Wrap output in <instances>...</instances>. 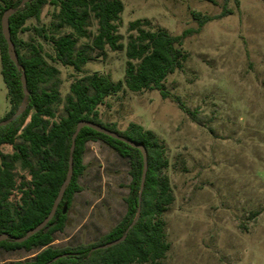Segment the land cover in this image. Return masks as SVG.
Masks as SVG:
<instances>
[{
  "label": "rangeland",
  "instance_id": "1",
  "mask_svg": "<svg viewBox=\"0 0 264 264\" xmlns=\"http://www.w3.org/2000/svg\"><path fill=\"white\" fill-rule=\"evenodd\" d=\"M122 2L119 33L125 46L136 20H149L151 30L186 34L180 46L186 61L163 83L167 97L158 90L124 88L99 107L103 123L116 124L119 131L139 124L166 146L164 173L174 202L164 216L170 250L163 264H264V0ZM224 10L231 13L222 16ZM53 11L44 7L40 21L29 20L21 37L40 42L48 63L60 71L58 120L72 83L93 74L123 81L127 57L125 49L89 50L81 72L53 62L47 57L55 56L52 44L34 31L51 23ZM195 14L211 19L200 27ZM97 27L91 19L90 37L79 39L78 48H90ZM10 110L0 61V122ZM1 150L11 153L12 147ZM84 163L82 191L66 209L56 248L97 242L126 213L128 161L106 144L90 142ZM17 172L25 174L20 166ZM37 252L0 249V264L29 260Z\"/></svg>",
  "mask_w": 264,
  "mask_h": 264
},
{
  "label": "trees",
  "instance_id": "2",
  "mask_svg": "<svg viewBox=\"0 0 264 264\" xmlns=\"http://www.w3.org/2000/svg\"><path fill=\"white\" fill-rule=\"evenodd\" d=\"M23 1L0 0L1 75L11 104V110L3 119L7 124L0 126V234L21 238L47 218L66 179L72 136L80 121L100 124L127 140L144 145L148 169L140 195L144 169L142 152L127 142L84 127L76 138L73 177L54 218L24 242L0 241V249L7 252L38 250L31 259L11 264H163L170 250L164 216L174 202L170 180L164 173L169 166L166 146L153 131L139 124L131 123L126 130L119 131L116 124L103 123L99 107L124 88L135 93L158 90L167 97L163 83L186 61L180 48L186 34L173 36L164 28L151 30L149 20H136L129 24L130 35L125 46L119 33L124 11L122 0H28L22 5ZM235 2L238 4L239 0ZM48 5L54 7L51 23L35 27L34 31L38 38L52 44L55 56L47 57L53 62L81 72L90 60L89 50L104 51L109 47L117 52L125 49L127 57L123 81L114 82L108 76L93 74L72 83L64 99L65 115L58 120L56 107L63 103L60 71L48 63L40 42L25 41L21 37L29 29L27 22L40 21ZM10 8L15 10L10 17V30L21 70L10 59L2 33L1 19ZM228 13L231 12L224 10L222 16ZM91 19L97 22V33L90 48H78L79 39L90 37ZM195 19L202 27L211 18L195 14ZM64 29L72 32L61 35ZM23 72L28 96L21 82ZM23 102H28V108L16 117ZM90 142L106 144L128 161L131 180L124 200L126 213L97 242L56 248L53 246L55 235L64 231L68 220L63 206L70 209L76 194L82 191L80 180L87 168L84 157ZM6 145L12 147L11 153L2 152ZM18 166L25 174H18ZM139 210L138 220L130 227ZM125 234V240L119 244L102 247Z\"/></svg>",
  "mask_w": 264,
  "mask_h": 264
},
{
  "label": "water",
  "instance_id": "3",
  "mask_svg": "<svg viewBox=\"0 0 264 264\" xmlns=\"http://www.w3.org/2000/svg\"><path fill=\"white\" fill-rule=\"evenodd\" d=\"M26 1L28 0H24L22 2V5L23 3H25ZM15 13V10L13 8H10L8 10H6L2 16V19H1V24H2V33H3V36L8 44V54L10 56V59L14 62V64L17 66V68L19 70H21V66L19 65V58H18V54H17V51H16V47H15V44L13 43L12 41V38H11V30H10V17ZM21 82H22V86H23V89H24V93L26 96L29 95V92L27 91V78H26V74L23 72L22 73V76H21ZM28 108V102H23L21 104V106L18 108L17 112H16V117L22 115ZM7 122L6 121H1L0 122V126H4L6 125ZM84 127H89V128H92L100 133H103L107 136H110L112 138H115L117 140H120L122 142H127L130 146L134 147V148H137L139 149L141 152H142V155H143V160H144V169H143V174H142V182H141V187H140V192L139 194L141 195L142 192H143V189H144V184H145V180H146V174H147V169H148V159H147V150L146 148L144 147V145L140 144V143H137V142H134V141H130V140H127L125 137L121 136L120 134H118L117 132L113 131V130H110L108 128H106L105 126H102L100 124H97V123H94V122H91V121H88V120H83V121H80L78 124H77V128H76V131L74 132L73 136H72V145H71V149H70V153H71V156H70V159H69V168H68V172H67V175H66V179L65 181L63 182V184L61 185V188L59 190V193L54 201V204H53V207H52V210L51 212L49 213V215L47 216V218L41 222L40 224H38L35 228L29 230L25 236L21 237V238H17V237H10L9 234L7 233H3V234H0V241H5V240H8V239H12L16 242H24L26 241L27 239H29L32 235L38 233L39 231H41L42 229H44L48 223L54 218L62 200H63V197H64V193L67 189V187L69 186V184L71 183V180H72V177H73V153H74V150H75V145H76V138L77 136L79 135L80 131L84 128ZM66 209H67V205H64L63 206V213L65 214L66 213ZM139 215H140V210L138 211L137 213V217L136 219L134 220V222L131 224L130 227L134 226V224L136 223V221L138 220L139 218ZM126 238V234L123 235V237H121L120 239L118 240H115L113 242H110L108 244H105L104 246H102L103 248H108V247H111V246H114V245H117L119 244L120 242L124 241Z\"/></svg>",
  "mask_w": 264,
  "mask_h": 264
}]
</instances>
